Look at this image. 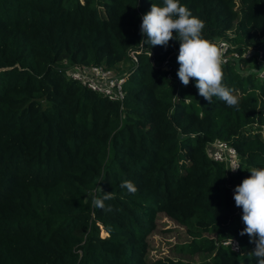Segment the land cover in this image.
Wrapping results in <instances>:
<instances>
[{
    "label": "trees",
    "instance_id": "1",
    "mask_svg": "<svg viewBox=\"0 0 264 264\" xmlns=\"http://www.w3.org/2000/svg\"><path fill=\"white\" fill-rule=\"evenodd\" d=\"M180 2L238 55L222 64L238 107L181 83L177 40L140 45L163 0H0V264H257L232 189L264 167V69L240 68L264 65V0ZM64 61L129 65L124 104L68 79ZM218 140L237 174L210 158ZM96 186L111 212L92 207ZM159 214L186 228L179 253L206 258L149 263Z\"/></svg>",
    "mask_w": 264,
    "mask_h": 264
},
{
    "label": "clouds",
    "instance_id": "2",
    "mask_svg": "<svg viewBox=\"0 0 264 264\" xmlns=\"http://www.w3.org/2000/svg\"><path fill=\"white\" fill-rule=\"evenodd\" d=\"M204 28V21L193 15L180 0H163V6L153 3L150 11L142 16L140 30L145 39L140 45L166 47L169 41L177 40V62L180 65L177 76L181 83L187 86L194 79L198 94L209 103L217 97L229 107H238L239 101L233 89L223 82L221 50L224 43L219 38H205ZM246 171L250 175L235 188L233 199L243 213L241 219L245 227L240 235L249 236L250 243L255 245L249 254L255 257L257 264H264V167L250 166ZM120 188L126 189L129 194L138 191L130 180L122 181ZM95 191L100 195L92 197V207L111 212L113 209L106 202L114 199V194L104 193L97 186ZM231 245L233 247L232 239Z\"/></svg>",
    "mask_w": 264,
    "mask_h": 264
},
{
    "label": "built area",
    "instance_id": "3",
    "mask_svg": "<svg viewBox=\"0 0 264 264\" xmlns=\"http://www.w3.org/2000/svg\"><path fill=\"white\" fill-rule=\"evenodd\" d=\"M222 41L224 43V47L221 50L223 63H227L230 59H238L239 57L237 54H228L230 44L225 40ZM250 55L251 52H248L245 57H249ZM149 56L154 60L153 54H149ZM132 57L137 61L134 54H132ZM165 65L167 66V69L171 70L168 61ZM59 67L66 72L68 79L78 82L83 87L98 93L111 101L121 103L122 105L124 104L126 99L125 85L128 75L119 74L115 69H109L99 65L80 66L73 65L68 61H64ZM207 150L212 160L225 163L228 166L230 174H237L239 172L241 160L237 150L233 146L224 141L218 140L209 144ZM236 187L237 186L232 189L233 197ZM224 244L231 245V241H226ZM232 248L234 251L238 252L240 250L239 243L233 240Z\"/></svg>",
    "mask_w": 264,
    "mask_h": 264
},
{
    "label": "rangeland",
    "instance_id": "4",
    "mask_svg": "<svg viewBox=\"0 0 264 264\" xmlns=\"http://www.w3.org/2000/svg\"><path fill=\"white\" fill-rule=\"evenodd\" d=\"M128 66L129 65L121 66L117 72L119 74H124L128 70ZM263 66L264 65L260 63L259 67L250 65L240 68L244 73L251 71L253 73L261 74L264 69ZM103 236H106L105 232L103 233ZM189 241L190 238L185 227H182L175 221L171 220L165 214H159L157 219V229L149 237V263L162 259L177 260L181 257L186 261L196 263L200 262L203 258H206L203 256L186 257L179 253V247Z\"/></svg>",
    "mask_w": 264,
    "mask_h": 264
},
{
    "label": "water",
    "instance_id": "5",
    "mask_svg": "<svg viewBox=\"0 0 264 264\" xmlns=\"http://www.w3.org/2000/svg\"><path fill=\"white\" fill-rule=\"evenodd\" d=\"M1 71V70H0Z\"/></svg>",
    "mask_w": 264,
    "mask_h": 264
}]
</instances>
